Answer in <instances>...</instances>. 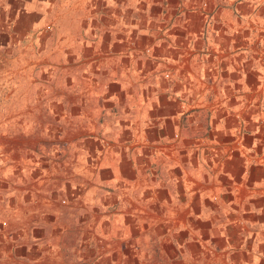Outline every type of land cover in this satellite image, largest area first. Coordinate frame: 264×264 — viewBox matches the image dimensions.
I'll use <instances>...</instances> for the list:
<instances>
[{"label":"crops","instance_id":"0c3cea01","mask_svg":"<svg viewBox=\"0 0 264 264\" xmlns=\"http://www.w3.org/2000/svg\"><path fill=\"white\" fill-rule=\"evenodd\" d=\"M0 264H264V0H0Z\"/></svg>","mask_w":264,"mask_h":264},{"label":"rangeland","instance_id":"374dc122","mask_svg":"<svg viewBox=\"0 0 264 264\" xmlns=\"http://www.w3.org/2000/svg\"><path fill=\"white\" fill-rule=\"evenodd\" d=\"M3 120L8 121V119H3Z\"/></svg>","mask_w":264,"mask_h":264}]
</instances>
